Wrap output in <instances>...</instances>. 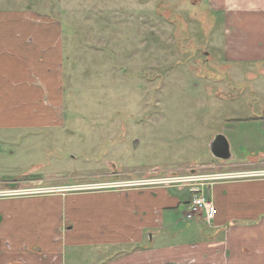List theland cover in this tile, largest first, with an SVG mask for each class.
Wrapping results in <instances>:
<instances>
[{
    "label": "rangeland",
    "instance_id": "rangeland-1",
    "mask_svg": "<svg viewBox=\"0 0 264 264\" xmlns=\"http://www.w3.org/2000/svg\"><path fill=\"white\" fill-rule=\"evenodd\" d=\"M20 4L59 22L69 108L64 129L37 142L42 170L27 171L36 176L8 179L30 160L9 159L0 144V191L191 186L227 164L264 162V61L225 60L223 15L207 0ZM216 135L230 159L211 154Z\"/></svg>",
    "mask_w": 264,
    "mask_h": 264
},
{
    "label": "crops",
    "instance_id": "crops-1",
    "mask_svg": "<svg viewBox=\"0 0 264 264\" xmlns=\"http://www.w3.org/2000/svg\"><path fill=\"white\" fill-rule=\"evenodd\" d=\"M10 1L0 7V144L9 159L30 161L8 179L36 176L27 171L43 166L33 163L37 142L64 129L69 108L59 22ZM207 1L223 15L225 60L264 61V0ZM202 175L191 186L80 192L32 193L17 183L0 191V264H264V162ZM197 190L217 207L211 225L185 218Z\"/></svg>",
    "mask_w": 264,
    "mask_h": 264
},
{
    "label": "built area",
    "instance_id": "built-area-1",
    "mask_svg": "<svg viewBox=\"0 0 264 264\" xmlns=\"http://www.w3.org/2000/svg\"><path fill=\"white\" fill-rule=\"evenodd\" d=\"M176 180L178 181V179L171 178L172 182ZM216 215L217 207L213 199L201 190L193 191L191 200L186 206V220L193 221L200 218L206 225H211Z\"/></svg>",
    "mask_w": 264,
    "mask_h": 264
},
{
    "label": "water",
    "instance_id": "water-1",
    "mask_svg": "<svg viewBox=\"0 0 264 264\" xmlns=\"http://www.w3.org/2000/svg\"><path fill=\"white\" fill-rule=\"evenodd\" d=\"M210 152L211 154L221 160L230 159L231 154L229 152V145L226 138L222 135H216L213 141L210 143ZM17 182L7 183V188L14 191L17 187ZM1 221V216H0Z\"/></svg>",
    "mask_w": 264,
    "mask_h": 264
}]
</instances>
